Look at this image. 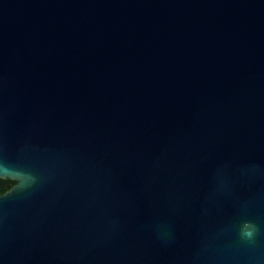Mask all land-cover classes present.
I'll list each match as a JSON object with an SVG mask.
<instances>
[{
	"label": "water",
	"instance_id": "obj_1",
	"mask_svg": "<svg viewBox=\"0 0 264 264\" xmlns=\"http://www.w3.org/2000/svg\"><path fill=\"white\" fill-rule=\"evenodd\" d=\"M5 160L39 178L0 194V264H169L202 236L201 264H264V182L207 199L219 165L264 166V0H0Z\"/></svg>",
	"mask_w": 264,
	"mask_h": 264
},
{
	"label": "clouds",
	"instance_id": "obj_2",
	"mask_svg": "<svg viewBox=\"0 0 264 264\" xmlns=\"http://www.w3.org/2000/svg\"><path fill=\"white\" fill-rule=\"evenodd\" d=\"M0 167L9 169L8 172L0 173V178L15 181L16 189L22 188L27 191L34 188L38 183L39 173L30 167L12 164L6 160L0 163ZM13 171L19 175L11 176ZM25 178L30 179L26 180ZM261 182H264V166L252 161L236 166L224 163L214 171L207 199L233 198L242 185H247L251 190ZM254 199L255 193L252 192L248 199L242 203L247 207ZM148 231L164 250H174L179 245V237L171 215H155L148 224ZM238 235L240 240L246 244H255L260 237V229L254 222L244 221L240 225ZM206 253L207 241L206 237L202 236L189 254H174L170 257L169 264H201L207 258Z\"/></svg>",
	"mask_w": 264,
	"mask_h": 264
},
{
	"label": "flooded vegetation",
	"instance_id": "obj_3",
	"mask_svg": "<svg viewBox=\"0 0 264 264\" xmlns=\"http://www.w3.org/2000/svg\"><path fill=\"white\" fill-rule=\"evenodd\" d=\"M15 185V181L11 179L0 178V194L10 190Z\"/></svg>",
	"mask_w": 264,
	"mask_h": 264
}]
</instances>
